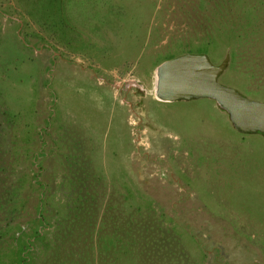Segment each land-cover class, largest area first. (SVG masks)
<instances>
[{"label":"rangeland","instance_id":"1","mask_svg":"<svg viewBox=\"0 0 264 264\" xmlns=\"http://www.w3.org/2000/svg\"><path fill=\"white\" fill-rule=\"evenodd\" d=\"M186 53L264 100V0H0V264H264L263 135L154 94Z\"/></svg>","mask_w":264,"mask_h":264},{"label":"water","instance_id":"2","mask_svg":"<svg viewBox=\"0 0 264 264\" xmlns=\"http://www.w3.org/2000/svg\"><path fill=\"white\" fill-rule=\"evenodd\" d=\"M227 64L228 57L215 64L204 53H186L165 60L158 66L157 96L164 101L212 98L229 113L237 130L264 135V100L223 84L220 76Z\"/></svg>","mask_w":264,"mask_h":264},{"label":"bare ground","instance_id":"3","mask_svg":"<svg viewBox=\"0 0 264 264\" xmlns=\"http://www.w3.org/2000/svg\"><path fill=\"white\" fill-rule=\"evenodd\" d=\"M158 81H159V67L157 68V70H156V73H155V82H154V94L156 95V97L157 98H159V99H162L163 100V98H160V97H158L157 96V92H158ZM133 121V123H135V121H134V119L133 120H131V122ZM136 126V125H135ZM147 132H148V130H147ZM151 134V133H150ZM166 136V135H165ZM160 137V139L162 140V141H164L165 142V140H167V137Z\"/></svg>","mask_w":264,"mask_h":264},{"label":"crops","instance_id":"4","mask_svg":"<svg viewBox=\"0 0 264 264\" xmlns=\"http://www.w3.org/2000/svg\"><path fill=\"white\" fill-rule=\"evenodd\" d=\"M259 134H261V133H259ZM261 135H263V134H261ZM263 138H264V135H263Z\"/></svg>","mask_w":264,"mask_h":264}]
</instances>
